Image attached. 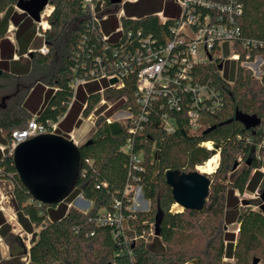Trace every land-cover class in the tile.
<instances>
[{"label":"trees","instance_id":"1","mask_svg":"<svg viewBox=\"0 0 264 264\" xmlns=\"http://www.w3.org/2000/svg\"><path fill=\"white\" fill-rule=\"evenodd\" d=\"M16 1L0 0V91L6 92L0 103V145L4 147L0 149V183L12 184L4 192L1 204L15 213L23 231L30 234V246L10 243L11 256L3 264H184L192 260L197 264H222L224 258L232 260L230 264H252L254 257L264 259V204L259 199H248V205H239L234 193H242L250 186L253 191L254 183L247 182L249 174L264 164L261 157L255 156L258 145L264 141V77L260 82L251 77L250 71L236 67L230 83L219 75L212 62L194 66L196 79H209L224 97L220 111L198 133L189 131L185 119L177 120L172 131L166 132L151 116L142 130L130 132L128 119L107 123L104 116H98L92 130L77 143L81 167L76 185L66 196L70 197L67 205L41 203L20 182L7 147L12 131L26 127L33 117L22 107L30 89L41 82L51 90L33 118L40 122L56 121L72 97L70 81L75 76L88 78V70L98 66L96 56L104 65L114 58L119 44L126 42L125 47L131 49L138 39L137 32L142 37L150 36L156 45L163 43L170 37V19L162 22L155 16L159 0H146L147 4L135 12L124 8L123 32L102 41L101 33L92 27L83 11L81 0H47L53 9L47 17L49 28L44 30L48 51L43 54L38 50L40 46L29 49L36 38L35 23L26 13L13 10ZM238 1L242 6L238 18L241 38L264 42V0ZM104 6L113 9L119 5L104 0ZM114 19L110 17L103 23L104 33L116 28ZM9 22L16 27V45L5 37ZM128 30L131 36H126ZM239 52L243 56L244 50L239 48ZM258 52L264 55V46ZM14 54L16 59H12ZM133 80L134 75L124 77L123 88L108 89L104 96L116 101L125 95L126 100L117 99L116 104L132 105ZM91 83L94 81L82 86ZM82 90L80 87L75 100H83L85 107L81 108L83 101L75 107L74 100L59 122L60 130L67 125L69 131L81 109L86 116L99 100L98 90L86 94ZM239 115L249 118V122ZM127 140L129 150L124 149ZM207 140L212 141L211 149L201 146ZM217 152L219 162L207 175L208 195L202 209L171 210L174 201L164 179L165 171L194 170ZM258 152L261 156L264 149ZM132 154L139 155L137 162L131 159ZM238 157L242 163L233 170ZM126 185L141 188L149 202L147 210L129 208L133 189L125 192ZM78 195L90 202L89 209L84 211L71 204ZM115 201L120 203L118 209L114 207ZM258 203L262 205L253 208ZM101 209L110 215L121 214L124 234L117 233L114 222L102 220ZM157 219L158 233L150 234ZM235 222L237 233L226 231L225 225ZM0 236L4 240L12 236L19 240L1 211Z\"/></svg>","mask_w":264,"mask_h":264},{"label":"built area","instance_id":"2","mask_svg":"<svg viewBox=\"0 0 264 264\" xmlns=\"http://www.w3.org/2000/svg\"><path fill=\"white\" fill-rule=\"evenodd\" d=\"M134 1L136 0H122L117 3L119 6L113 12L111 11L112 8L106 9L104 0H81V6L83 11L86 12L92 27H96L101 33V40L107 41L112 37V34L123 32L121 18L125 15L122 4ZM173 1L180 7L179 15L168 18L161 15L160 12L155 13V16L162 22L170 19L167 25L170 37L167 40L156 45L155 40L150 36L142 37L140 32H137L138 39L131 45V49L125 47L126 42L119 44L115 49L114 58L105 62L104 65L96 56L95 63L98 66L91 67L88 70L86 74L88 78L86 76H75L70 81L73 92L64 114L56 121L40 122L33 118L27 122L26 127L13 130L11 133L12 140L7 146L8 153L12 154L14 147L25 139L42 133H54L58 122L75 100L77 87L89 80L107 79L109 81L115 78L116 82L98 88L100 98L84 118L81 116H83L82 109L86 103L82 104L79 113L80 119L91 124H95L98 116H104L107 123L113 120L128 119V130L130 132L142 130V127L151 116L156 117L157 124L162 126L166 132L172 131L177 124V120L185 119L191 133H198L201 126L210 124L209 118L211 120L212 115L220 111L224 100L221 90L209 79L205 81L196 79L193 68L207 62H212L214 65L219 62L222 63V50L225 43H229L232 49L230 58L237 61L236 67L250 71L252 78L262 82L264 77V55L259 53L258 49L264 46V42L241 38L238 18L242 12V6L238 0ZM52 9L53 6L46 3L39 12V20L34 21L35 34L42 39V44L38 50L43 54L48 51L44 40V30L49 28L47 17ZM112 13L113 15H111ZM113 16L116 28L114 27L113 31L106 34L102 30L103 23ZM13 30L14 26L9 24L6 33ZM125 34L131 36L132 32L128 30ZM6 38L11 42L13 41L12 36L7 35ZM236 43L239 47H236ZM239 48L244 50L243 56H240ZM130 75H134L132 105L122 107L116 104L117 99L125 101V95L116 98V101L104 96L105 91L108 89L118 90L123 88L124 77ZM67 137L75 144L79 141L70 132H68ZM201 146L211 149L212 141H202ZM3 148V146H0L1 150ZM124 149H130L129 140H127ZM131 159L137 162L139 155L132 154ZM135 188L137 194L142 193L139 186L132 188L130 185L125 186V192L133 189L134 196ZM78 196L82 201L81 198L83 197ZM119 205V201L114 202V207L117 209ZM133 206L134 203L129 208L134 210ZM171 210H173L172 206ZM8 212L11 211L8 210ZM10 215H15V213ZM102 216V220L105 219L116 224L118 234H124V218L120 213L116 212L110 215L103 211ZM149 233L153 234L154 232L150 229Z\"/></svg>","mask_w":264,"mask_h":264},{"label":"water","instance_id":"3","mask_svg":"<svg viewBox=\"0 0 264 264\" xmlns=\"http://www.w3.org/2000/svg\"><path fill=\"white\" fill-rule=\"evenodd\" d=\"M121 1L109 0L111 4H117ZM46 3L47 0H17L15 7L26 13L33 21H38L39 12ZM127 3L130 2H125V4ZM221 67L222 63L219 62L216 68L221 69ZM114 82H116L115 78L109 80V83ZM46 88L45 84L37 82L24 98L22 107L29 113L37 115ZM3 101L4 97L1 98V103ZM239 117H242L245 122L250 120L242 115ZM11 156L20 182L32 198L38 202L57 204L76 185L81 167V156L79 146L67 136L55 132L35 135L19 142L14 147ZM246 163L248 164L249 161L247 160ZM235 166H237V162L234 164ZM164 179L171 189L174 203L178 204L181 209H202L209 186V178L205 173L196 169L186 172L168 169L164 173ZM139 195L143 198L141 192ZM260 197L264 201V194H261ZM81 199L83 204H88L87 200ZM245 202L246 200H242V203ZM134 210L136 209L134 208ZM157 224L158 219L154 226L155 234L158 233ZM259 260L258 257H254L252 264H257ZM192 261L197 264L196 260Z\"/></svg>","mask_w":264,"mask_h":264},{"label":"rangeland","instance_id":"4","mask_svg":"<svg viewBox=\"0 0 264 264\" xmlns=\"http://www.w3.org/2000/svg\"><path fill=\"white\" fill-rule=\"evenodd\" d=\"M145 4H147L146 0H140L138 3H131V4L122 5V8H125L127 11H130V12H135L137 9H140V8L144 7ZM156 8L158 9L157 12H160L161 15H164V16H167V17H175V16L179 15V12H180L179 5L176 4L173 0H159L158 6ZM115 9L116 8H113V9H111V11H114ZM13 10L16 11V12H19V10L15 7V5H14ZM1 15H2V13L0 14V16ZM134 15L135 16H139L138 14H134ZM116 25H117V23H116ZM7 35L12 36V38H13L12 42L14 43V45H16V42H15V31H11V32L5 33V37ZM231 54H232V49L230 48L229 43H225L224 48L222 50V55H223L222 67H221V69H217L219 75L222 78H224L225 80L229 81L230 83L235 78V71H236V65H237V61L235 59H231L230 58ZM92 81H94V83H91V84H89L87 86H85V85L81 86V87H83V90H82L83 92L96 91V90H98V88L100 89V88H103V87H106V86L109 85V81L107 79L92 80ZM88 87H91V88H88ZM50 93H51V90L47 86L46 92L44 93V97L49 96ZM5 95H6L5 91H0V99H1V97L5 96ZM77 99L75 101H79ZM42 105H43V102H42ZM31 115L35 118V115H33V114H31ZM33 117L30 118L29 121L31 119H33ZM81 117L84 118L85 116L83 115ZM81 120H82V126L80 128L83 129L82 133H84L83 137L85 138L88 135V133L91 131V128L93 127L94 124H91L88 121L83 120V119H81ZM204 127L205 126L203 125V126H201L200 129H203ZM56 132H60L59 134H61V135L65 134L60 129H58V131H56ZM76 133H78V132H76V131L74 132V135H75L74 137H76ZM76 140H78V139H76ZM76 144H77V142H76ZM216 154H217V163L216 164L218 165L219 154L218 153H216ZM239 165H240V163H239V161H237V166L239 167ZM216 167L213 169V171L216 169ZM195 169L198 170L199 172L205 173L206 175H208V174L213 172V171L212 172L201 171V170L198 169L197 166L195 167ZM3 183H6V182H3ZM11 185L12 184L10 182H8L6 184H2V183L0 184V203L3 200L4 192L5 191H9L10 188H11ZM235 195H236V197H238V200H248V199L249 200L250 199H254L255 200V198H252L253 196L248 194L246 191L242 192V193L235 192ZM78 197L79 196H76L74 199H72L71 200V204L73 206H75L76 208H79V209L84 210V211L89 209V207L91 205L90 202L87 205H85V204H83V201H81ZM69 199H70V197H66L62 201L58 202V204L62 203V205H67V202L69 201ZM80 202H81V204H80ZM133 203H134L133 208H135L136 210H140V211L147 210L148 207H149V202L147 200H145L144 198H141V196L139 194H137L136 188L134 189V196L132 198L131 205ZM228 207H229V205H228ZM3 208L4 209L1 210V211L3 212V215H4L5 219H6V222L8 223V225L10 227V231L15 236H18L19 240L16 239V238H13V236H12V237H9V238H7L5 240L4 239H0V241H1L0 243L2 244V246L6 245L5 246L6 248L5 247L4 248H5V250L7 249L8 253L11 251L10 243L18 245L19 242H22L28 248L30 246V242H29L30 234H27L25 231H23L22 227L17 222L15 215H10V214H13V213L8 212V210L5 209V207H3ZM172 209L173 210H179V209H181V207L178 204L174 203L172 205ZM102 212H103V209H101L99 211L100 214ZM237 227H238L237 224L234 223V224L228 225L226 227V229H227V231H230V232L233 231L234 233H236L237 232ZM6 255H7V252H6ZM189 262L191 264H195L194 261H189ZM222 262H223L222 264H230L233 261L232 260H228V259L225 258ZM0 264H3V261L1 260V258H0ZM257 264H264V259H260Z\"/></svg>","mask_w":264,"mask_h":264},{"label":"crops","instance_id":"5","mask_svg":"<svg viewBox=\"0 0 264 264\" xmlns=\"http://www.w3.org/2000/svg\"><path fill=\"white\" fill-rule=\"evenodd\" d=\"M19 12H22L21 10H19ZM1 14V13H0ZM27 15V14H26ZM28 16V15H27ZM29 17V16H28ZM10 24L12 23V22H9ZM9 23H8V25H9ZM12 25L14 26V30L13 31H15L16 30V27H15V25L12 23ZM13 43V42H12ZM41 44H42V40H41V38H39V37H37L36 36V38H35V42L30 46V50L31 49H36V48H38L39 46H41ZM17 58V55L16 54H14L13 55V58L12 59H16ZM82 85H79L78 87H77V89H76V92H75V97L77 96V94H78V92H79V88L81 87ZM85 94H86V92H85ZM83 95V94H82ZM80 100V99H79ZM83 100H80V102L79 101H77L76 103H75V107H79V104H81V102H82ZM83 103H84V101H83ZM82 103V104H83ZM82 106V105H81ZM82 108V107H81ZM67 113V112H66ZM66 113H65V115H66ZM64 115V116H65ZM64 116L60 119V121L64 118ZM80 116H79V114L75 117V123L73 124V126H72V128H70V130L69 131H67L66 129H69L68 128V126L67 125H65L66 126V128L65 127H62L61 128V131L62 132H64L65 134H64V136H67L68 135V132H70L71 134H73L74 135V132L76 131V132H78V133H76V137H77V139L80 141L81 139H84V137H83V135H84V133H82L83 132V129H81L80 127L82 126V120L79 118ZM59 121V122H60ZM59 122H58V125H57V129L55 130V133H58V132H56V131H58V129H60L59 128ZM75 136V135H74ZM0 146H2V145H0ZM261 157V160H262V162L264 161V153H262V155L260 156ZM264 164H262V166L260 167V168H256V169H253L251 172H250V174H249V177H248V180H247V182H250L249 180H251V182H253L254 184L253 185H255V187H254V190L253 191H251L249 188L251 187H249L248 188V190L247 189H245V191L248 193V194H250V195H253L254 193H255V191L260 187V182H261V177H262V175H263V173H264V166H263ZM256 175H258V177H255ZM1 184V183H0ZM4 184H6V183H4ZM244 191V192H245ZM258 195H259V192H258ZM88 203H89V201H88ZM262 204H264V202L262 203ZM262 204H260L259 206H261ZM3 208V206H2V204L0 203V211L1 210H3L2 209ZM6 209V208H5ZM1 213L3 214V212L1 211ZM4 216V215H3ZM5 218V217H4ZM5 221H6V219H5ZM0 239H2L1 238V236H0ZM1 242V241H0ZM6 245H4V246H2V244L0 243V258H1V260L3 261V260H6V259H8V258H10V256H11V254H10V252L8 253V251H7V249L5 250V247ZM5 247V248H4ZM6 252H7V255H6Z\"/></svg>","mask_w":264,"mask_h":264},{"label":"flooded vegetation","instance_id":"6","mask_svg":"<svg viewBox=\"0 0 264 264\" xmlns=\"http://www.w3.org/2000/svg\"><path fill=\"white\" fill-rule=\"evenodd\" d=\"M2 98V97H1ZM5 98L6 97H4V100H5ZM0 103H1V99H0ZM264 142V141H263ZM263 142L262 143H260L259 145V147H257V151H256V154H255V156H257V157H260L259 155H260V153L258 152V150H261V149H264V144H263ZM218 153V152H217ZM264 153V152H263ZM219 154V153H218ZM241 157H238V160L237 161H239V163L241 164L242 163V159H240ZM247 164V163H246ZM240 166V165H239ZM236 168H238V166H235L234 168H233V170L234 169H236ZM236 192V191H235ZM234 192V193H235ZM258 192L260 193V187L255 191V193L252 195L253 197L252 198H255L256 200L257 199H259L261 202H264L262 199H261V197L258 195ZM257 196V197H256ZM259 196V197H258ZM251 201L252 200H254V199H250ZM240 203H239V205H248L249 204V201L248 200H246V202L245 203H242V200H240L239 201ZM260 202V203H261ZM260 203H258V204H256V205H253V208H257V207H259V205H260ZM231 224H234V223H231ZM235 224H237V226H238V223L237 222H235ZM228 225H230V224H227V225H225V229H226V227L228 226ZM226 231H227V229H226ZM237 233V232H236Z\"/></svg>","mask_w":264,"mask_h":264},{"label":"bare ground","instance_id":"7","mask_svg":"<svg viewBox=\"0 0 264 264\" xmlns=\"http://www.w3.org/2000/svg\"><path fill=\"white\" fill-rule=\"evenodd\" d=\"M217 163V154L212 155L208 160L204 162L202 165H198V169L204 172H212L216 167ZM184 264H191L190 262H186Z\"/></svg>","mask_w":264,"mask_h":264}]
</instances>
